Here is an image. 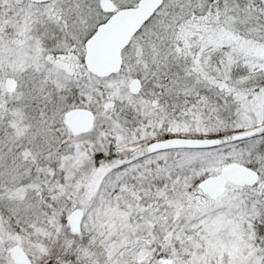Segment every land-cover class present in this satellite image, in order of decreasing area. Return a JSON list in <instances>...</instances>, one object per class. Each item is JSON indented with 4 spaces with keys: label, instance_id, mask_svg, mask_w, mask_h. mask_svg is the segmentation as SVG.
Instances as JSON below:
<instances>
[{
    "label": "snow or ice",
    "instance_id": "snow-or-ice-1",
    "mask_svg": "<svg viewBox=\"0 0 264 264\" xmlns=\"http://www.w3.org/2000/svg\"><path fill=\"white\" fill-rule=\"evenodd\" d=\"M0 264H264V0H0Z\"/></svg>",
    "mask_w": 264,
    "mask_h": 264
}]
</instances>
